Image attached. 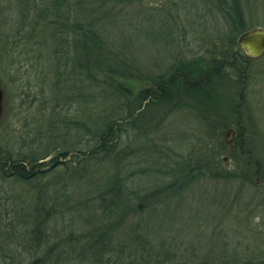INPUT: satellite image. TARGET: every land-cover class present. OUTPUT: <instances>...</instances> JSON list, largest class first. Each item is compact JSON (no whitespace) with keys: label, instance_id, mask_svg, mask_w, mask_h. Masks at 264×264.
Segmentation results:
<instances>
[{"label":"rangeland","instance_id":"rangeland-1","mask_svg":"<svg viewBox=\"0 0 264 264\" xmlns=\"http://www.w3.org/2000/svg\"><path fill=\"white\" fill-rule=\"evenodd\" d=\"M27 1L0 0V149L15 158L50 156L28 181L0 170V264H29L54 245L78 253L93 244L102 230L97 198L117 171L125 189L142 196L166 188L173 168L198 164L183 187L142 206L131 202L113 233L115 264H126L129 251L122 258L118 248L130 250L138 233L169 254L163 264H264V58L245 92L213 72L210 101L181 93V83L172 103L140 107L136 98L172 67L213 68L215 52L239 36L227 18L234 2L246 29L264 28V0H91L89 17L118 54L117 81L131 91L114 101L97 72L86 104L73 107L70 60L57 67L54 27L34 12L27 18L36 0ZM108 116L125 118L117 151L86 157L97 142L94 124ZM72 118L81 126L72 129ZM233 126L244 139L232 146ZM64 150L70 157L51 164Z\"/></svg>","mask_w":264,"mask_h":264},{"label":"trees","instance_id":"trees-1","mask_svg":"<svg viewBox=\"0 0 264 264\" xmlns=\"http://www.w3.org/2000/svg\"><path fill=\"white\" fill-rule=\"evenodd\" d=\"M28 1L27 5L29 7L30 3ZM101 1L103 3H106V1L111 2L113 5H116L123 0ZM91 3V0H47V2L46 0H36L35 8L28 9L26 12L27 18L34 12V14H37L34 17L35 19L43 18L45 23L47 21L46 24L48 26L54 27L52 37L58 43V48L55 50L56 61H58L57 67H61L62 65L66 67L68 60H70L72 65V69L70 70L72 75V107L86 104V101L90 98V88L97 79V72L106 75L105 81L107 82L109 90L112 92L111 95L114 97V101L120 100L124 95L127 96L126 92L131 91L130 88L123 86L117 81L118 75H124V73L120 74V69L115 66L117 65L118 54L112 49L110 43H108L109 41L98 28L99 25L97 22L95 20L93 21V18L90 19L89 15L91 12L89 10ZM231 11L227 18L231 24L236 26V33L239 35L246 30L243 25L244 17L242 9L234 2ZM184 66L186 68L194 66V69L190 68L191 70L186 73L185 80L187 82H180L185 90L183 93L199 100L200 103L201 101L204 102V100L210 101L212 99V93L210 92V85L208 86L206 83H209L208 80L212 78L213 69L210 67V69L200 70V67L196 63L182 64L185 70ZM125 71L129 75H132V72L130 73L127 69ZM163 80L165 79L161 78L156 83L157 90L148 88L141 90L137 94L136 98L140 107H152L172 103V100L177 96V92L180 91L175 86L180 83L177 84L176 79H169L170 81ZM199 95H201V98L198 97ZM123 119L125 118L122 116L116 118L108 116L94 124V126L96 125L95 135L97 136V142L94 147L88 151H84L85 155L90 154L86 155V157H93L98 153H102L107 157L109 154L117 151L116 141L122 136L121 122ZM80 123L82 124V122L73 120L72 118V129L75 126L77 128L81 126ZM84 127L87 126L85 125ZM111 148L112 151H109ZM7 153L0 149V170L5 173L6 177H14L21 181H28L42 171L45 164L39 162L50 156V153L46 152L42 157L28 159L15 158ZM71 153L72 150L59 152L57 156L50 159V163L55 165L62 158H69ZM202 165L204 164H198L195 166L196 168H187L189 167L188 165L179 166L177 169L173 168L171 171L173 181L166 188L157 189L149 195L142 196L128 192L123 185L124 180L118 175L119 172L117 171L108 180L110 186H108L107 190L101 192L97 198V204L102 209L100 221L102 230L100 229V233L97 235L95 242L85 246L78 253H76L73 247L72 250H63V248L59 250L54 245L43 256L33 258L29 264H115L117 258L113 256V252L115 251V245L112 240L113 233L122 225L127 210L131 207V202H138L137 206H142L146 200L151 201L152 198H158L165 194L166 190L172 192L183 187L188 180L191 181L196 177L194 172L196 170L200 171ZM35 236L39 240H35L32 250L38 253L42 241L38 233ZM118 250L122 258L129 251V258L126 260V264H163V258H167L169 255L168 253L155 249L152 241L146 239L140 233L132 238L130 250L123 249L121 246H119ZM15 253L14 251L13 254ZM13 254L12 258H15Z\"/></svg>","mask_w":264,"mask_h":264},{"label":"flooded vegetation","instance_id":"flooded-vegetation-1","mask_svg":"<svg viewBox=\"0 0 264 264\" xmlns=\"http://www.w3.org/2000/svg\"><path fill=\"white\" fill-rule=\"evenodd\" d=\"M251 29L253 28H248L244 32L239 34L237 40H235V38L228 40L225 43L226 44L225 46L219 48V50L215 52L214 57L212 59V62H213L212 69H213L214 74L217 75V78L222 77V75H228L229 77H232L234 80H237L238 85L241 86L242 88L241 90L244 92L246 91V88L248 86V81L253 76H255L253 74V68L255 67L256 62H259L260 60L264 58V55L257 57V58H251L249 57L247 52L241 49L238 45V40L240 36L246 31L251 30ZM185 70H187L186 67H185ZM261 70L262 69H258L256 76L261 75ZM186 76L187 74L186 72H184L182 64L178 65V67H172V70L168 74L164 75L165 78L176 79L177 83H180L182 81L187 82L185 80ZM154 89L157 90L156 86ZM181 93L183 92L181 91ZM178 94L179 92H177V95ZM217 99H218L217 103L219 102V104H221L220 97H217ZM240 126L243 128L242 124L239 125V128ZM230 129H231V132L229 135H231V139H230L231 145L232 146L234 145V142H236L235 141L236 139H240L241 140L240 142H243L244 137L240 135L238 130H236L235 126L230 127L228 130ZM227 137L228 136H226V138Z\"/></svg>","mask_w":264,"mask_h":264},{"label":"water","instance_id":"water-1","mask_svg":"<svg viewBox=\"0 0 264 264\" xmlns=\"http://www.w3.org/2000/svg\"><path fill=\"white\" fill-rule=\"evenodd\" d=\"M238 45L241 49L245 50L249 57L257 58L264 55V28L256 27L243 33L239 40ZM3 100L4 93L0 85V118L3 115ZM231 129L228 130L226 136H229ZM229 143H231L229 141ZM227 160V157L224 158Z\"/></svg>","mask_w":264,"mask_h":264}]
</instances>
